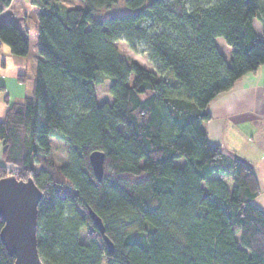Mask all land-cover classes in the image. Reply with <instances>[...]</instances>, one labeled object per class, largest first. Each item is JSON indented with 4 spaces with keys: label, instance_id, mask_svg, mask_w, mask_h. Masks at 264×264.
<instances>
[{
    "label": "trees",
    "instance_id": "1",
    "mask_svg": "<svg viewBox=\"0 0 264 264\" xmlns=\"http://www.w3.org/2000/svg\"><path fill=\"white\" fill-rule=\"evenodd\" d=\"M11 1L0 0V12ZM115 1L29 0L38 9V58L31 93L0 119V178L8 164L42 192L41 262L264 264L254 170L222 154L203 128L209 101L264 65V0H124L129 11L94 15ZM120 38L133 49L145 42L156 69L120 56ZM216 38L231 47L228 61ZM1 43L16 55L29 50L12 20L0 23ZM100 78L110 81L111 102L97 101ZM52 137L66 142L65 164L47 159ZM93 150L104 153L101 180ZM13 261L0 239V264Z\"/></svg>",
    "mask_w": 264,
    "mask_h": 264
},
{
    "label": "crops",
    "instance_id": "2",
    "mask_svg": "<svg viewBox=\"0 0 264 264\" xmlns=\"http://www.w3.org/2000/svg\"><path fill=\"white\" fill-rule=\"evenodd\" d=\"M12 2L0 12V23L10 20L5 14ZM222 40L216 38L215 43L220 52L226 49L227 55L223 56L228 61L231 47H224L226 43ZM17 76L23 79L26 74L19 73ZM32 82L33 79L30 90L27 92L26 89L23 96H14L12 102L5 84L1 83L4 90L0 91V119L4 118L11 103L31 93ZM207 111L210 119L203 123V128L208 142L218 145L222 154L238 158L253 168L259 185V194L253 203L264 211V65L244 74L230 89L215 95L209 101Z\"/></svg>",
    "mask_w": 264,
    "mask_h": 264
},
{
    "label": "rangeland",
    "instance_id": "3",
    "mask_svg": "<svg viewBox=\"0 0 264 264\" xmlns=\"http://www.w3.org/2000/svg\"><path fill=\"white\" fill-rule=\"evenodd\" d=\"M64 7L82 6V0H59ZM129 11L124 0H116L109 7H98L94 15L96 17H104L110 14L124 13ZM7 19L14 22H18V26L21 31L29 39V50L25 55H16L10 51L7 44H0V84H5L6 90L10 93L11 102L14 100V96H23L25 90H30L31 81L35 75V63L37 61V19L38 9L31 5L29 0H13L10 8L7 10ZM149 21H145L148 24ZM253 26L258 35H261L260 22L255 18L253 20ZM222 40V38H218ZM223 41V40H222ZM120 56L127 60L137 62L143 67L149 69H156L153 61L149 58L148 46L145 42L139 41L135 43V49L131 48L129 43L124 38H120L115 42ZM227 48V44H225ZM219 46V45H218ZM230 47V46H228ZM226 50V49H225ZM224 49L221 50L223 55H227ZM3 61V65H2ZM19 73H25L26 77L23 80L18 79ZM110 81L106 78L98 79L94 84L95 95L98 102H111L113 100L109 93ZM21 94V95H20ZM47 159L55 166L65 164L67 162V145L62 139L52 137L51 139V152L47 156ZM1 165V161H0ZM13 166L6 164L3 166L5 174H8ZM18 174V169L16 170ZM230 185V182L227 183ZM102 264H105L103 261Z\"/></svg>",
    "mask_w": 264,
    "mask_h": 264
},
{
    "label": "water",
    "instance_id": "4",
    "mask_svg": "<svg viewBox=\"0 0 264 264\" xmlns=\"http://www.w3.org/2000/svg\"><path fill=\"white\" fill-rule=\"evenodd\" d=\"M104 153L93 150L89 153V163L95 177L103 175ZM42 192L32 177L19 179L14 174L0 178V218L3 226L0 239L8 255L14 256L12 264H43L37 249V205ZM88 213L98 228L108 249L113 243L105 234L101 218L91 209Z\"/></svg>",
    "mask_w": 264,
    "mask_h": 264
},
{
    "label": "built area",
    "instance_id": "5",
    "mask_svg": "<svg viewBox=\"0 0 264 264\" xmlns=\"http://www.w3.org/2000/svg\"><path fill=\"white\" fill-rule=\"evenodd\" d=\"M13 173H14L15 176H17V174H16V170L11 169L10 172H9V174H13Z\"/></svg>",
    "mask_w": 264,
    "mask_h": 264
}]
</instances>
